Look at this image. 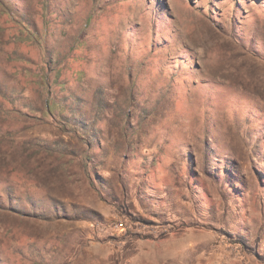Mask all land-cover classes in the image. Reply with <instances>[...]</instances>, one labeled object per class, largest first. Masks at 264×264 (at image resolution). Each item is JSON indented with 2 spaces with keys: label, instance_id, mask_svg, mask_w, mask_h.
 I'll return each instance as SVG.
<instances>
[{
  "label": "rangeland",
  "instance_id": "rangeland-1",
  "mask_svg": "<svg viewBox=\"0 0 264 264\" xmlns=\"http://www.w3.org/2000/svg\"><path fill=\"white\" fill-rule=\"evenodd\" d=\"M0 264H264V0H0Z\"/></svg>",
  "mask_w": 264,
  "mask_h": 264
},
{
  "label": "trees",
  "instance_id": "trees-1",
  "mask_svg": "<svg viewBox=\"0 0 264 264\" xmlns=\"http://www.w3.org/2000/svg\"><path fill=\"white\" fill-rule=\"evenodd\" d=\"M5 182H8L7 180ZM4 210L6 211L7 214L12 216V219L15 221V219H24V213H22L21 211H18L14 208H7L5 207Z\"/></svg>",
  "mask_w": 264,
  "mask_h": 264
},
{
  "label": "built area",
  "instance_id": "built-area-1",
  "mask_svg": "<svg viewBox=\"0 0 264 264\" xmlns=\"http://www.w3.org/2000/svg\"><path fill=\"white\" fill-rule=\"evenodd\" d=\"M126 227H127V225H125V222L123 220L115 223V228H117V229H125Z\"/></svg>",
  "mask_w": 264,
  "mask_h": 264
}]
</instances>
